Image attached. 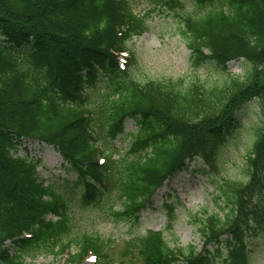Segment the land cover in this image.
I'll use <instances>...</instances> for the list:
<instances>
[{
	"label": "trees",
	"instance_id": "obj_1",
	"mask_svg": "<svg viewBox=\"0 0 264 264\" xmlns=\"http://www.w3.org/2000/svg\"><path fill=\"white\" fill-rule=\"evenodd\" d=\"M175 1L192 64L214 63L217 82L140 81L132 63L121 67L126 43L148 26L130 0H0V264H37L24 256L42 252L84 262L105 242L74 231L70 191L106 218L138 222L188 163L219 167L243 122L240 108L258 100L263 114L245 149L247 180L211 178L229 211L197 217L207 244L173 247L155 230L128 242L146 264H250L244 232L252 217L264 227V0H188L193 12L183 0L161 3ZM239 59L248 65L243 75L227 69ZM128 120L135 131L125 130ZM26 141L54 148L74 181L44 178L41 157L27 147L17 154Z\"/></svg>",
	"mask_w": 264,
	"mask_h": 264
},
{
	"label": "rangeland",
	"instance_id": "obj_2",
	"mask_svg": "<svg viewBox=\"0 0 264 264\" xmlns=\"http://www.w3.org/2000/svg\"><path fill=\"white\" fill-rule=\"evenodd\" d=\"M161 1L130 0L133 11L143 16L148 24L143 34L133 37L126 43V65L132 63L133 77L140 81L153 79L167 82L172 78L190 81L191 78H195L197 81L204 79V82L210 84L217 82L222 75L219 74L218 67L214 63L204 62L200 67L192 64V53L177 30L179 13L184 10L179 5L180 2L162 4ZM183 2H187L186 9L190 12L195 10L188 0ZM2 39L3 35L0 33V40ZM247 68L248 65L242 59L233 60L227 65L228 71L239 75H243ZM259 70L264 75V68ZM239 114L243 122L240 129L229 137L223 146L219 167L213 171L199 159L188 163L185 168L161 185L152 197L151 204L140 213L138 222L130 219L106 218L105 214L78 202L77 189L70 191L74 231L98 235L105 242V246H102V250L97 254L98 260L91 258L80 264H146L138 249L132 248L128 242L152 230L162 231L173 247L180 246L186 249L192 245L197 250L202 249L207 242L203 240L198 228L197 217L206 219L207 212L219 211L224 215L229 211L224 201L218 200L211 178H218L223 182L230 179L247 180L243 172L246 163L245 149L252 141L250 133L262 117L263 105L258 100L248 101L240 108ZM125 130L127 132L136 130L132 120L127 121ZM115 142L120 149L126 146L121 144V139ZM26 147L31 151L30 156L43 159L39 171L48 181H56L57 178L74 181L73 173L64 169L63 158L54 148L39 142L26 141L25 144L19 145L17 154L26 155ZM59 187L65 189L69 185L61 184ZM165 203H169L174 208L173 214L168 212ZM120 207L121 202L117 201L116 210ZM52 217L55 218L51 215ZM254 218L252 217L253 228L244 232V239L251 252L250 264H264V227L259 228ZM208 247L214 248L212 245ZM31 259H36L37 264H69L65 258L59 262L58 257L44 252L24 256V260L28 262ZM222 259L217 260L218 264H223Z\"/></svg>",
	"mask_w": 264,
	"mask_h": 264
}]
</instances>
